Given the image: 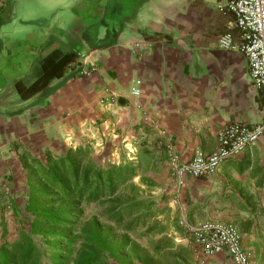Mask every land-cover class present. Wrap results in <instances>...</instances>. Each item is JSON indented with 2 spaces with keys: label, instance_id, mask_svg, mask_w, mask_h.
<instances>
[{
  "label": "crops",
  "instance_id": "0c3cea01",
  "mask_svg": "<svg viewBox=\"0 0 264 264\" xmlns=\"http://www.w3.org/2000/svg\"><path fill=\"white\" fill-rule=\"evenodd\" d=\"M49 1L0 0V187L15 185L22 147L34 146L39 136L68 137L74 124L107 116L106 110L118 112L113 120L125 123L132 136L159 142L165 155L164 143L171 140L182 160L195 147L212 152L224 124L260 121L263 97L245 56L218 46L225 31L238 36L233 15L217 9L219 0H68L72 23L52 16ZM111 24L117 27L112 45L88 44L87 28L96 27L101 39ZM67 54L73 61L63 65L61 77L22 97L44 72L46 57ZM88 54L95 71L80 76ZM134 79L141 81V110L128 94ZM105 87L117 95L115 103H99ZM180 201L190 222L234 224L251 264H264V134L214 175L185 178ZM168 204L178 220L173 197ZM165 235L157 254L144 246L157 256L155 264H232L225 252L204 257L193 251L184 231Z\"/></svg>",
  "mask_w": 264,
  "mask_h": 264
},
{
  "label": "trees",
  "instance_id": "16d2710c",
  "mask_svg": "<svg viewBox=\"0 0 264 264\" xmlns=\"http://www.w3.org/2000/svg\"><path fill=\"white\" fill-rule=\"evenodd\" d=\"M116 31L109 26L100 39L97 28L92 27L85 35L88 44L106 47L114 43ZM71 61L72 54L58 59L46 57L44 72L20 92L22 97L39 91L51 77H61L63 65ZM118 102L124 104L122 99ZM53 140L39 136L34 146L22 147L18 158L22 180L13 183V188L23 187L22 209L14 189L0 187V204L11 203V216L17 224L9 238L5 214L0 210V264H107L110 259L117 264L157 263L150 251L129 235L152 239L166 231L157 220L164 211L158 205L165 196L152 195L156 185L142 172L140 158L152 157L147 138L139 140L134 156L119 152L117 159L101 156L89 141L58 148ZM153 144L162 154L159 142ZM171 193L173 197V183ZM91 204L96 205L97 212L87 217L83 206ZM114 233L119 236L117 241L113 240ZM161 242L163 238L151 241L152 252L157 254Z\"/></svg>",
  "mask_w": 264,
  "mask_h": 264
},
{
  "label": "built area",
  "instance_id": "2783aa9c",
  "mask_svg": "<svg viewBox=\"0 0 264 264\" xmlns=\"http://www.w3.org/2000/svg\"><path fill=\"white\" fill-rule=\"evenodd\" d=\"M217 9L222 14L231 13L234 26L238 29L237 37L231 30L220 34L217 39L218 46L245 56L251 82L263 97L261 119L253 125L242 122L224 124L217 133L216 148L205 154L199 147H195L189 160H182L172 141L167 140L164 143L166 164L173 181V199L180 211L177 223L183 229L193 251L204 257L225 252L232 264H251V254L242 248L241 235L234 224L214 220L190 222L183 213L184 204L180 201L185 178L198 179L214 175L223 161L238 155L264 134V0H219ZM94 71L95 66L90 61L89 54L84 55L77 70L78 74L89 76ZM140 84L139 79H134L128 88V94L135 100L132 101V106L136 110H141L137 101L141 94ZM116 99L117 95L105 87L99 103L110 105Z\"/></svg>",
  "mask_w": 264,
  "mask_h": 264
},
{
  "label": "rangeland",
  "instance_id": "374dc122",
  "mask_svg": "<svg viewBox=\"0 0 264 264\" xmlns=\"http://www.w3.org/2000/svg\"><path fill=\"white\" fill-rule=\"evenodd\" d=\"M50 0L47 3V7L51 8L49 11H51V15H57L59 20H65L67 22H73L74 17L71 11L68 9L69 1L66 0L61 5L52 4ZM48 9V8H47ZM108 21V20H107ZM20 21H17L19 23ZM109 22V21H108ZM112 31H116L117 27L114 24H111ZM105 105V104H102ZM112 113H110V110H106L108 112L107 116L99 117L97 120V123H94V121H85L82 125L80 124H74L77 128L75 129V132H71L72 134H69L67 137H61V138H54L55 146L58 148L61 147H67V146H76L77 144L85 141H89L92 143L93 148L97 151L98 154H101L103 157L112 156L113 159H117L119 156V152H125L128 157L134 156L132 152H137L138 142L139 140H142L143 137H140L138 134L137 136L134 134L132 136L131 132L132 130H128V127L126 128L125 123L121 121H115L113 120L118 112H115L114 109H111ZM110 118L112 120H110ZM154 142L152 140H148V148L151 150V159L143 155L140 160L142 163V172L144 174V177L146 180L151 181L156 185V187L153 188L154 192L152 195L154 197H159L160 194H163L165 196V201L163 203H160L158 205L161 208H164V211L162 214H160L157 218L158 221H160V224L164 225L166 227V231L162 234H156L155 236L150 238V236H138L137 234L130 233V239L132 241H135L139 246L144 247L145 245H150L151 241L153 242L155 237L162 236V238L166 235V232H180L183 231L181 227L177 225V218L175 216V213L172 210V207L168 204L169 199H172V182L170 180L169 176V170L167 168L166 164V155L163 153H159L156 150H154ZM134 147V149H133ZM153 159V160H152ZM165 159V160H164ZM17 181L22 180V176H20L19 173H16ZM21 184V183H19ZM23 187L21 185L9 187V189L13 190V195L16 196L15 198L19 199V206L20 209L23 208ZM11 203L4 202L3 205L0 204V210H2L4 217L6 219V228L8 231V237L11 238L14 236L15 231L17 229V224L11 216ZM84 209V215H92L97 212L96 205H89V206H83ZM115 235L113 237L114 241H117L118 234L114 233ZM151 255V254H150ZM164 258L165 255L161 256V258ZM157 261L156 258L153 257ZM107 264H117L113 260H107Z\"/></svg>",
  "mask_w": 264,
  "mask_h": 264
}]
</instances>
